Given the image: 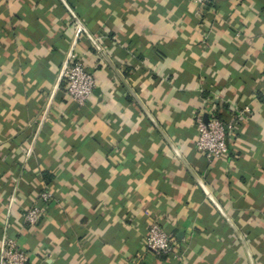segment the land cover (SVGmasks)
Instances as JSON below:
<instances>
[{"label": "crops", "instance_id": "crops-1", "mask_svg": "<svg viewBox=\"0 0 264 264\" xmlns=\"http://www.w3.org/2000/svg\"><path fill=\"white\" fill-rule=\"evenodd\" d=\"M64 1L86 33L60 0H0V254L8 235L29 264H250L95 43L264 264V0ZM71 52L95 81L85 105L60 81ZM212 115L233 130L208 161ZM154 220L171 256L145 249Z\"/></svg>", "mask_w": 264, "mask_h": 264}, {"label": "built area", "instance_id": "built-area-1", "mask_svg": "<svg viewBox=\"0 0 264 264\" xmlns=\"http://www.w3.org/2000/svg\"><path fill=\"white\" fill-rule=\"evenodd\" d=\"M198 6L209 5L211 0H190ZM64 85L66 96L77 103L85 105L92 97L95 81L92 74L85 69L84 63L73 52L66 57L59 74ZM245 113H248L246 110ZM242 115V113L240 114ZM198 135L195 141L196 151L202 153L208 161L218 160L227 153V135L233 130V123L225 125L215 116H210L205 122L201 117L197 119ZM51 199L48 192L40 195L42 204H47ZM32 206L22 213L23 221L34 226L39 221L43 206ZM176 241L164 231L154 220L148 224L144 246L148 253L158 256H171L176 247ZM27 254L20 249L17 241L4 235L1 241L0 264H26Z\"/></svg>", "mask_w": 264, "mask_h": 264}, {"label": "water", "instance_id": "water-1", "mask_svg": "<svg viewBox=\"0 0 264 264\" xmlns=\"http://www.w3.org/2000/svg\"><path fill=\"white\" fill-rule=\"evenodd\" d=\"M62 2V4L65 6V8L67 9V11L70 13V15L74 18V20L76 21L79 30L85 32V29L83 28L82 24L80 23V21L76 18V16L74 15V13L72 12V10L68 7V5L66 4V2L64 0H60ZM95 47L97 48V50L99 51L100 55L106 60V62L110 65V67L114 70V72L117 74L119 80L122 82V84L125 86V88L127 89V91L129 92V94L132 96V98L135 100V102L138 104V106L141 108V110L144 112V114L147 116V118L152 122V124L158 129V131L161 133L162 137L165 139V141L168 143V145L170 146V148L172 149V151L176 154V156L180 159V161L185 165V167L187 168V170L190 172V174L193 176V178L196 180L197 184L199 185V187L201 188V190L204 192V194L207 196V198L214 204V206L217 208V210L221 213V215L225 218L226 222L229 224V226L232 228V230L235 232V234L237 235V237L239 238V240L241 241L243 247L245 248V251L247 253L248 256V260L250 264H254L253 263V259L252 256L248 250V247L246 246V243L244 241V239L242 238V236L240 235V233L237 231V229L233 226L232 222L228 219V217L225 215V213L222 211V209L220 208V206L217 204V202L214 200L213 196L210 194L209 190L205 187V185L201 182V180L192 172V170L190 168H188V166L186 165V163L184 162V160L182 159L181 155L178 152V149L167 139V137L162 133V131L160 130V128L157 126V124L155 123L154 119L152 118V116L150 115V113L146 110V108L144 107V105L140 102V100L136 97V95L134 94V92L129 88V86L125 83V81L122 79V77L117 73V71L115 70V68L111 65V63L108 61V59L106 58L105 54L100 50V48L97 46V44H95ZM204 121L207 122V117L205 116ZM26 264H29V262L27 261Z\"/></svg>", "mask_w": 264, "mask_h": 264}, {"label": "trees", "instance_id": "trees-1", "mask_svg": "<svg viewBox=\"0 0 264 264\" xmlns=\"http://www.w3.org/2000/svg\"><path fill=\"white\" fill-rule=\"evenodd\" d=\"M129 99H130V100H132V98H131V97H129ZM217 118H218V117H217Z\"/></svg>", "mask_w": 264, "mask_h": 264}]
</instances>
